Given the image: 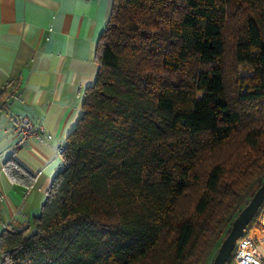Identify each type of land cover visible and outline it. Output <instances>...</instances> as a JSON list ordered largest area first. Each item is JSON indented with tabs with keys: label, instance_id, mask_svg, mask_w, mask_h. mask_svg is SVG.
<instances>
[{
	"label": "trees",
	"instance_id": "obj_1",
	"mask_svg": "<svg viewBox=\"0 0 264 264\" xmlns=\"http://www.w3.org/2000/svg\"><path fill=\"white\" fill-rule=\"evenodd\" d=\"M96 62L62 167L39 213L0 231V264H211L264 182V0H112ZM2 167L33 187L14 156Z\"/></svg>",
	"mask_w": 264,
	"mask_h": 264
},
{
	"label": "crops",
	"instance_id": "obj_2",
	"mask_svg": "<svg viewBox=\"0 0 264 264\" xmlns=\"http://www.w3.org/2000/svg\"><path fill=\"white\" fill-rule=\"evenodd\" d=\"M111 1L0 0V231L39 213L62 167L60 151L96 78ZM17 114L43 130L14 149L9 127ZM10 156L36 174L32 188L8 178L2 163Z\"/></svg>",
	"mask_w": 264,
	"mask_h": 264
},
{
	"label": "built area",
	"instance_id": "obj_3",
	"mask_svg": "<svg viewBox=\"0 0 264 264\" xmlns=\"http://www.w3.org/2000/svg\"><path fill=\"white\" fill-rule=\"evenodd\" d=\"M41 125L34 126L29 117L17 114L9 127L13 135L12 147H22L30 138H38L42 132ZM264 207L260 209L254 221L244 228L232 250L229 264H264Z\"/></svg>",
	"mask_w": 264,
	"mask_h": 264
},
{
	"label": "water",
	"instance_id": "obj_4",
	"mask_svg": "<svg viewBox=\"0 0 264 264\" xmlns=\"http://www.w3.org/2000/svg\"><path fill=\"white\" fill-rule=\"evenodd\" d=\"M262 203H264V182L256 188L248 202L232 220L231 227L222 239L211 264H229L236 239L243 234L244 228L253 219Z\"/></svg>",
	"mask_w": 264,
	"mask_h": 264
},
{
	"label": "rangeland",
	"instance_id": "obj_5",
	"mask_svg": "<svg viewBox=\"0 0 264 264\" xmlns=\"http://www.w3.org/2000/svg\"><path fill=\"white\" fill-rule=\"evenodd\" d=\"M251 72L249 71L248 68H240V74L241 75H248L250 74ZM218 244V243H217Z\"/></svg>",
	"mask_w": 264,
	"mask_h": 264
}]
</instances>
